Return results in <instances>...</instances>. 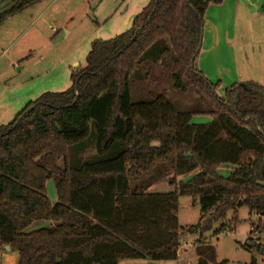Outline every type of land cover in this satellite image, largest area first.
Segmentation results:
<instances>
[{
  "label": "trees",
  "instance_id": "16d2710c",
  "mask_svg": "<svg viewBox=\"0 0 264 264\" xmlns=\"http://www.w3.org/2000/svg\"><path fill=\"white\" fill-rule=\"evenodd\" d=\"M37 1L0 0V22ZM222 2L148 0L128 30L92 41L68 88L42 93L0 125V249L16 252V264L176 258L185 233H199L195 258L186 264H226L203 232L241 206L264 217V87L235 82L220 94L221 83L195 65L205 12ZM152 48L163 72L171 70L170 88L194 94L197 108L178 110L151 91L148 100L131 102L130 77L145 67ZM193 114L212 120L195 124ZM91 130L98 155L116 143L125 148L70 166L69 146ZM220 168L231 171L223 176ZM169 173L174 192H146ZM48 179L56 187L54 204ZM181 195L199 200L201 216L179 232ZM234 224L221 222L214 235Z\"/></svg>",
  "mask_w": 264,
  "mask_h": 264
},
{
  "label": "rangeland",
  "instance_id": "374dc122",
  "mask_svg": "<svg viewBox=\"0 0 264 264\" xmlns=\"http://www.w3.org/2000/svg\"><path fill=\"white\" fill-rule=\"evenodd\" d=\"M138 1L140 0L127 2L126 0H40L34 7H27L13 14V47L8 50L13 51L15 65L10 66L11 74L8 71L6 77H0V82L13 86L14 89L20 87L21 91H32L37 96L42 91L65 90L70 85V69L75 64L84 66L92 41L111 39L130 28L131 23L125 24L120 29L121 25L114 26V21L120 18L125 4H134ZM10 23L6 22L5 25ZM116 27H120V31L116 32ZM27 52H29L28 56H26ZM155 52V48H152L145 56V67L137 68V72L130 77L131 102L148 100V92L151 91L165 95L178 110L197 108L199 105L194 94H180L170 88L171 70L163 72L158 65L159 61H155ZM9 54L8 52L2 54L4 56L1 59L2 69L9 70L5 61V57ZM195 65L197 67V60ZM249 72L247 69L248 74ZM223 89L219 90L220 94ZM19 94L20 92L16 90L13 96L16 97ZM14 102L13 113L23 105L21 102ZM211 120L212 117L206 114H193L191 118L192 123L195 124H205ZM122 148H125L123 143H116L104 154L98 155L91 130L85 140L69 146L68 164L75 166L86 161L108 159ZM59 164L62 165L63 161L60 160ZM230 171L231 168L219 169V173L223 176H227ZM172 177V173L158 177L146 189V192L157 194L174 192L177 183L171 182ZM180 179L184 181L186 177L178 180ZM45 191L50 204L56 203L58 198L53 179L46 181ZM200 214L197 198L187 195L178 196V208L175 215L180 227L179 232L182 228L195 225L200 219ZM233 219L235 224L232 227L226 226L217 236L214 235L221 222L228 223ZM41 224L35 223L32 228ZM251 226L257 231L259 247L249 239L252 235L250 234ZM198 236L199 233L182 235L176 258L132 257L124 259L120 264H186L188 259L195 258L193 248ZM203 237L215 247L216 259L219 262L264 264V217L250 214L247 206L239 207L235 214L228 210L223 220L213 222L211 228L203 232Z\"/></svg>",
  "mask_w": 264,
  "mask_h": 264
},
{
  "label": "crops",
  "instance_id": "0c3cea01",
  "mask_svg": "<svg viewBox=\"0 0 264 264\" xmlns=\"http://www.w3.org/2000/svg\"><path fill=\"white\" fill-rule=\"evenodd\" d=\"M39 1L28 7H34ZM147 2L148 0H140L134 4H125L120 18L114 21V26L121 25L119 28L122 29L125 24L132 23L133 18ZM6 22L11 23L5 25ZM119 28L116 27V32L120 31ZM12 47L13 15L0 22V77H6L8 71L11 74L10 66L15 65L13 51L8 50ZM5 51L10 53L5 57L9 70L1 67V59L4 57L2 54L6 53ZM28 54L29 52L26 56ZM196 60L197 68L208 80L221 83L219 90L243 81H254L264 87V0H223L221 4L209 5L204 15L200 50ZM78 67L80 65L75 64L70 69V74ZM247 69L248 72L251 71L250 74L247 73ZM16 90L20 94L14 97L13 93ZM38 96L32 91H21L20 87L14 89L13 86L0 82V125L11 122L28 102ZM14 101L23 105L13 113ZM17 259L16 252H10L5 247L0 249V264H16Z\"/></svg>",
  "mask_w": 264,
  "mask_h": 264
},
{
  "label": "built area",
  "instance_id": "2783aa9c",
  "mask_svg": "<svg viewBox=\"0 0 264 264\" xmlns=\"http://www.w3.org/2000/svg\"><path fill=\"white\" fill-rule=\"evenodd\" d=\"M250 234H252L250 236L251 241H253V243L258 244V238H257V235H256L257 231H256V229L253 226L250 227Z\"/></svg>",
  "mask_w": 264,
  "mask_h": 264
},
{
  "label": "water",
  "instance_id": "95a60500",
  "mask_svg": "<svg viewBox=\"0 0 264 264\" xmlns=\"http://www.w3.org/2000/svg\"><path fill=\"white\" fill-rule=\"evenodd\" d=\"M199 48H200V45H199ZM5 249H6V250H9V246H5Z\"/></svg>",
  "mask_w": 264,
  "mask_h": 264
}]
</instances>
